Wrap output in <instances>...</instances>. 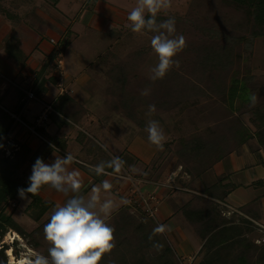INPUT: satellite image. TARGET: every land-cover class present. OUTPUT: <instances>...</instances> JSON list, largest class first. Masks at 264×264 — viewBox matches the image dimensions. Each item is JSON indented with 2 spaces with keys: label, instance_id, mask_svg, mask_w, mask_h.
Instances as JSON below:
<instances>
[{
  "label": "rangeland",
  "instance_id": "rangeland-1",
  "mask_svg": "<svg viewBox=\"0 0 264 264\" xmlns=\"http://www.w3.org/2000/svg\"><path fill=\"white\" fill-rule=\"evenodd\" d=\"M54 1L0 0V58L1 54L8 55L9 59L11 57L22 65L33 49L38 47L39 43L36 41H41L44 46L49 30L54 35L59 33L55 31L58 30L56 23L52 24L49 17L55 18L53 15L58 11L53 8ZM61 2H67V11H70L71 17L84 8V31L78 33L68 47L69 34L55 35L54 44L49 39L54 47L48 51L49 59L59 48L60 67L55 64L56 53L53 62V58L49 61L48 57L45 59L48 54L42 51L44 58L24 78L16 80L0 72V96L3 93L4 96L8 95L11 90L10 96L14 101L22 91L29 97H34L28 88L33 86L38 70L46 61L48 65L45 66V80L55 83L58 94H71L73 89L65 81L66 65L70 59H77L92 77L89 88L84 90L88 93L85 99L87 107H84V128L98 140L100 137L97 133L91 132L94 125L85 123L86 120H92L91 116L98 121V126H94L98 127V132L99 128H103V132L114 128L110 132L119 133V141L124 145L136 130H145L149 120H156L163 127L167 137L164 150L157 149L148 166L160 181H164L173 171L176 172L177 175L173 176L179 188L172 193H175L173 197L176 196L177 200V217H183L187 221L186 227L192 236L199 237L201 226L206 222L210 211L219 216L217 219L237 223L241 218H246L205 193L203 183L206 181L200 179L199 175L208 160L219 155L223 157L230 152L237 156L248 154L253 161L264 162V146L258 144L255 135L245 142L240 136L246 129L253 134L256 131L252 124V97H256L254 105H264V31L253 25L244 8L230 0H171V8L167 13L158 14L157 21L162 22L169 16L175 17L176 35L184 36L186 47L174 57L178 66H173L163 79L152 81L149 76L151 69L158 63V57L150 47L151 34L133 33L127 20L128 13L136 6L137 0H71L69 4L68 0ZM109 10L114 15L124 16L125 22L113 28L111 23L114 18L111 19L112 16L107 13ZM91 15L102 19L99 22L100 28L86 25ZM57 16L64 19V16ZM12 53L16 55L13 56ZM234 86H237L238 92L228 95L230 87ZM242 87L251 94L250 100L239 97ZM144 89H148L150 94L141 95ZM35 99L39 101L38 98ZM149 105H155L156 108L151 115ZM50 109L51 107L47 111ZM35 124L41 125L37 122ZM46 125L47 121L43 126ZM10 137L9 133V137L4 138L0 144V175L9 171L15 177V166L11 162L7 163L13 157L14 143ZM200 141L205 146L195 150L194 144H199ZM102 143L108 148L107 141L103 140ZM6 159L8 160L4 162ZM141 168L136 169L138 173L132 171L135 177H141ZM132 197L133 193L130 192L126 200L129 206ZM23 201L24 199H19L17 203L13 199L8 202L9 207L5 208L22 231L18 233L10 226L0 228V248L2 245L12 248L15 257H20L24 252L30 262L34 260L36 253L48 255L51 245L45 239L44 226L49 222L50 215H44L39 209H32L33 207L23 209ZM2 204L0 210L4 209ZM255 205L257 206V202L243 208L245 212L254 213ZM132 207L138 209L140 206ZM143 219L135 223L132 220L125 221V225H130L127 228L129 232L120 234L116 231L115 247L110 253L104 254L100 264H150L151 256L156 254V250L150 248L146 251L143 246L148 242L153 243L154 236L166 241L167 236L166 233L153 234L152 229L140 227L149 225V220L143 222ZM250 222L255 227V223L252 220ZM14 231L20 239L7 240L6 233ZM200 240L202 241L201 238ZM5 250L0 255V264H17L9 262ZM172 257L175 264H186L174 250Z\"/></svg>",
  "mask_w": 264,
  "mask_h": 264
},
{
  "label": "crops",
  "instance_id": "crops-1",
  "mask_svg": "<svg viewBox=\"0 0 264 264\" xmlns=\"http://www.w3.org/2000/svg\"><path fill=\"white\" fill-rule=\"evenodd\" d=\"M61 1L57 0L55 6H53V8H56L54 10L61 11L55 12V15L50 12L55 18L49 17L50 22L52 24L56 23L55 27L59 30H55L59 32L55 35L69 34L68 47L72 40L77 38L78 33L84 31L86 17H84V8L78 10L71 17L69 14L70 11H67V2L62 4ZM70 2L71 0H68V4ZM53 8L51 11H53ZM107 13L112 16L111 19L114 18V22L111 23L113 28L125 22L124 16L119 14L114 15V12L111 10ZM57 15L64 16L65 20ZM101 20L99 16L91 15L86 25L88 27L100 28L101 23L99 22ZM110 20L107 22L109 23ZM47 34L48 39L44 42L46 44L43 46L41 41H36L37 44L39 43L37 45L38 47H33L32 53L22 65L16 60L11 59V57L9 59L8 55L1 54L0 72L2 75L4 74L9 78L13 77L18 80L20 77L24 78L23 76L33 71L35 67H38L42 57L44 58V54L47 55L48 51L54 48L53 44L49 43V39H55L54 37L56 36L50 30ZM42 51L45 53L43 54ZM47 57L48 61L52 59H49V54L45 59ZM52 61L54 62V58ZM46 62H43L41 69L37 72L41 73L44 79V91L38 98L39 101L29 100L23 102L21 97H17L14 101L10 96L11 90L8 95L4 96L3 93L0 96L1 108L14 118V123L7 137H9L10 133V138H12L10 140L14 143L12 160L15 163L16 178L21 183V188H27L29 186L30 182L28 177L31 175L32 165L35 163L37 157H41L45 163L50 164L55 160L56 156H63L66 153H70L73 155L74 161L68 168L70 171L75 170L79 172V179L83 182V194L87 196L93 188H102L103 182L105 181L111 184L109 190H102L101 197L102 199H111L119 205L118 209L113 212L108 221L115 229L114 234L116 231L120 232V234L121 232H124V234L129 232L127 228L129 229L130 225H125L126 220H132L134 223L143 218V222L149 220L150 226L148 227L150 230H153L159 224L169 225L172 230L166 232L167 241L163 238L166 244L178 256L184 259V263L191 262L192 264H197L200 260L199 249L203 241L200 240L199 234V237L191 235L186 227L188 223L183 217H177V200H175L176 196L175 198L173 197L175 193H172L174 189L179 188L176 183L177 180L176 182L174 180V177L177 175L175 174L176 172L173 171L164 181H160L155 178L152 169L148 166V163L157 151L156 146L148 141V133L145 130H136V133L128 137H131L128 143L124 145L119 141L121 137L119 133L115 134L110 132L114 128L105 130V132L102 131L103 128H99L98 132V127H94L98 126V121L94 116H91L90 119L92 120H86L85 123L94 125L92 127L93 131L91 132L97 133L100 137V140H98L92 133L85 129L86 127L84 128V117H86L84 107H87L85 99H87L88 95L84 90L89 88L90 82L92 81V77L86 72L87 69L81 65L79 60L70 59L66 65L65 81L67 86L73 89V92L71 94H58L55 83L53 84L44 78L46 77L44 75L46 71L45 66L48 65ZM45 104L51 107L48 111L47 125L42 128L36 127L34 125L35 119L43 111ZM30 128L34 129L35 132H32ZM103 140L107 141L109 149L105 147L106 145L104 146L102 143ZM117 158L123 161V166L119 172L116 171L115 165L113 164V161ZM101 164L103 165V171L97 173L94 169ZM138 168H141V171H143L139 178L134 176V172H137L136 169ZM125 174H129L132 177L131 181L124 176ZM199 177L206 181V183H203L205 187H209L218 178H222L221 185L227 186V193L220 200L214 199L231 209H235L234 211L246 218L249 216V219L255 224H264V165L261 161H253L248 154H240V156H237L230 152L200 173ZM134 181L143 192L156 193L160 198L157 223L147 217L141 207L134 209L132 206H137L136 204L131 203L130 206L126 204L127 197L132 192L131 187ZM27 195L28 199H24L23 201V209H28V205L34 197L31 194ZM38 196L49 206L44 215L48 214L50 216L54 206L62 205L68 199L67 196L56 192L47 185L41 188L38 195H35V197ZM15 199L17 203H19V199L23 200L19 197L18 193ZM256 202V211L251 213L252 215L245 212L243 207ZM151 220L153 223L150 222ZM253 229L254 237H260V233L255 227Z\"/></svg>",
  "mask_w": 264,
  "mask_h": 264
},
{
  "label": "clouds",
  "instance_id": "clouds-1",
  "mask_svg": "<svg viewBox=\"0 0 264 264\" xmlns=\"http://www.w3.org/2000/svg\"><path fill=\"white\" fill-rule=\"evenodd\" d=\"M171 6V0H137L127 16L133 33L151 34L150 47L158 57V63L149 76L152 81L163 79L173 66H178L174 57L186 47L184 36L176 35L175 17L157 21L158 14L167 13ZM149 94L148 89L141 91L143 96ZM255 102L256 97L253 96V106ZM155 111V105H149V115ZM145 130L148 141L163 151L167 137L160 123L149 120ZM73 161L70 153L56 156L50 164L37 157L28 177L29 186L18 188V195L22 199H28L27 194L38 195L45 185L68 197L64 204L53 207L50 220L44 226L45 239L51 245L48 255L36 253L29 264H100L104 254L115 247V229L108 221L119 205L101 197L102 190H109L111 184L105 181L102 188L95 187L86 196L82 191L83 182L79 179V172L68 168ZM113 164L119 172L123 161L117 158ZM94 170L102 172L103 165L96 166ZM171 230L169 225L159 224L153 229V234H164Z\"/></svg>",
  "mask_w": 264,
  "mask_h": 264
},
{
  "label": "trees",
  "instance_id": "trees-1",
  "mask_svg": "<svg viewBox=\"0 0 264 264\" xmlns=\"http://www.w3.org/2000/svg\"><path fill=\"white\" fill-rule=\"evenodd\" d=\"M56 1L57 0H55L54 2L56 3ZM230 1L244 8L249 14L253 25L264 31V0ZM55 53L56 52L53 53L52 58H55ZM12 55L15 56L16 54L12 53ZM43 82V77L40 73H37L33 81V86L28 88L30 89L31 94L34 97H29L27 93L25 91L23 92L22 90V93L19 97L23 99V102L29 100H37L35 98H39L41 96V93L44 91ZM237 92V86L230 87L228 95H234ZM239 97H242V99L247 98L248 100H250L251 94L247 93L242 87ZM251 111L253 117L252 124L256 128L255 133H250L248 132V129H246L243 135L240 133L239 134L244 142L246 141V139L255 135L258 144L260 146H264V105H254L251 107ZM46 114L47 121L49 112L47 111ZM38 116L36 117V119L38 118ZM13 123L14 118H12L10 114L0 106V144L4 138H7L8 132L10 131ZM35 123L36 122H34V125L36 127H44L37 126ZM234 129L236 131V128ZM203 146H205V143L200 141L199 144H194V149L197 150L198 147ZM220 158H222V156L219 155L215 159L208 160L207 163L205 160H203L202 162L206 164L204 165L200 173H202V171H205ZM7 160L8 159L4 160V162H6ZM8 162H11L12 165L15 166L13 160H8L7 163ZM186 172L190 173L189 171ZM221 180L222 178H218V180L214 184L206 187L204 189V192L212 195L216 199H222L227 193V186L221 185ZM18 188H21V183L16 178V176L13 177L9 171L1 173L0 204L3 203L2 206L4 205V209L2 210L1 208L0 210V228H3L4 226H10L14 230L18 231V233H21L22 230H20L19 224H17L11 218L10 213H6L5 209L9 207L8 202L12 201L15 198L16 194L18 193ZM247 206L248 205H246L245 207ZM31 207H33L32 209H39L42 214H44L45 211L49 208L48 204L44 203L39 196H34L32 198L30 204L28 205V208ZM212 212H208V215L210 216L207 215L206 222H204V224L201 226V230L199 231V235L203 243L199 249L200 260L197 264H264V243L254 242L255 235L252 232V227L254 224L252 225L250 219L241 218L240 222L237 223L233 220H224L223 218L217 219L216 217L219 216H217L216 213L212 214ZM199 217H201V214ZM148 226L141 225L140 227L144 228ZM154 237L157 239L154 238V240L152 241L153 243L148 242V244L146 243L145 246H143V249H145L146 251L150 248H154L156 250V254L154 256H151L150 264H175L176 262L172 257V250L166 244V241L162 237ZM6 248L7 247L5 245H2V247L0 248V255H3V249L5 250Z\"/></svg>",
  "mask_w": 264,
  "mask_h": 264
},
{
  "label": "built area",
  "instance_id": "built-area-1",
  "mask_svg": "<svg viewBox=\"0 0 264 264\" xmlns=\"http://www.w3.org/2000/svg\"><path fill=\"white\" fill-rule=\"evenodd\" d=\"M50 41L54 44V40L50 39ZM50 42V43H51ZM54 52H56V58H55V64L57 67H60V62H61V54L59 48H57ZM58 71H61L60 69ZM59 86H61V82L59 83ZM45 109L39 114L38 118L36 119V122L41 124L40 126L44 125V122L46 121L47 117V110L50 108L47 104L45 105ZM128 180L131 181L132 177L128 174L124 175ZM132 193L133 197L131 198L132 204H136L140 206L143 210V212L146 214L147 217L151 218L154 222L157 223L158 217H157V212H158V204L160 198L157 196L156 193H141L142 190H140V187L137 186V183L134 181L132 183ZM255 229L260 233V237H256L254 239L255 243H264V224H255ZM191 262L187 263L190 264Z\"/></svg>",
  "mask_w": 264,
  "mask_h": 264
},
{
  "label": "bare ground",
  "instance_id": "bare-ground-1",
  "mask_svg": "<svg viewBox=\"0 0 264 264\" xmlns=\"http://www.w3.org/2000/svg\"><path fill=\"white\" fill-rule=\"evenodd\" d=\"M5 238L7 240H13V239H20V236L14 231V232H8L6 233V236ZM6 254L8 255V258H9V262L12 263V262H16L17 264H28L29 263V260L28 258L26 257V253H22L20 257H15L12 253V248H6L5 250Z\"/></svg>",
  "mask_w": 264,
  "mask_h": 264
}]
</instances>
